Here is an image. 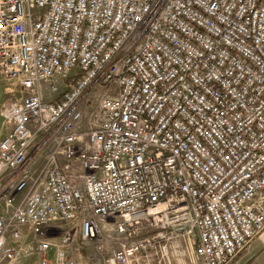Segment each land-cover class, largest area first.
Here are the masks:
<instances>
[{"label":"built area","instance_id":"built-area-1","mask_svg":"<svg viewBox=\"0 0 264 264\" xmlns=\"http://www.w3.org/2000/svg\"><path fill=\"white\" fill-rule=\"evenodd\" d=\"M0 75L25 93L0 110V264H80L110 220L150 234L108 264L179 239L231 264L264 230V0H0Z\"/></svg>","mask_w":264,"mask_h":264},{"label":"rangeland","instance_id":"rangeland-1","mask_svg":"<svg viewBox=\"0 0 264 264\" xmlns=\"http://www.w3.org/2000/svg\"><path fill=\"white\" fill-rule=\"evenodd\" d=\"M24 96L25 93L22 92L19 85L4 80L0 75V110L4 104ZM11 129L12 126L8 125L4 121V118L0 112V141L10 132ZM145 228V224H141L138 228H130V231L127 229L126 231L122 232L118 228V225L113 224L111 220L102 223L101 238L97 241L88 243H85L80 238H77L76 247L72 251V256L80 264H108L112 254L122 248L123 244L127 242V239L128 241H133L149 235V229ZM131 233L140 235L130 237ZM188 248H190L189 244L184 240L179 239L178 243L175 241V243H173L170 247V264H195L192 254L188 252ZM183 250H185V253H183ZM152 263L158 264V262L155 260ZM14 264H39V260L36 256H31L23 258Z\"/></svg>","mask_w":264,"mask_h":264},{"label":"crops","instance_id":"crops-1","mask_svg":"<svg viewBox=\"0 0 264 264\" xmlns=\"http://www.w3.org/2000/svg\"><path fill=\"white\" fill-rule=\"evenodd\" d=\"M1 211H3L2 207ZM241 254L232 264H264V230Z\"/></svg>","mask_w":264,"mask_h":264}]
</instances>
